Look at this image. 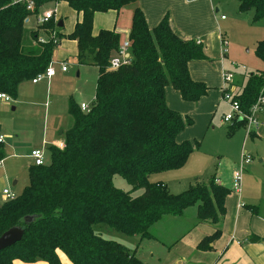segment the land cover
I'll use <instances>...</instances> for the list:
<instances>
[{"label":"trees","instance_id":"obj_1","mask_svg":"<svg viewBox=\"0 0 264 264\" xmlns=\"http://www.w3.org/2000/svg\"><path fill=\"white\" fill-rule=\"evenodd\" d=\"M56 1L37 0V8ZM62 1L82 15L68 39L77 43L80 65L98 68L95 100L88 112L69 102L73 126L63 135L66 148L51 146L50 163L31 167L28 186L0 207V237L15 227L25 231L21 242L0 252V264H61L60 252L72 264H144L135 252L96 234L95 227L106 225L144 240L152 237V227L165 216H182L195 206L200 222L211 220L216 225L226 214L225 202L233 191L216 184L214 176L208 184L198 181L180 194L162 182L150 181L152 175L184 168L200 147L199 143L178 142L194 121L167 106L166 88L179 92L185 102L198 103L212 89L191 78L189 64L213 60L202 43L179 38L167 16L150 30L138 0ZM238 2L241 14L253 11V22L264 24V0ZM128 6L135 7L128 37L130 61L113 70L111 60L120 49L121 37L115 30H102L95 36L94 17L120 13ZM29 17L25 6L0 0V94L12 99H17L20 85L46 71L59 46L49 37L46 44L38 42L45 30L60 31L63 20H52L31 32L35 47L25 48L24 27ZM59 39L61 44L60 32ZM256 56L264 63V39L257 44ZM262 92L264 76L252 73L235 98L247 112ZM244 127V123L230 126L229 134ZM4 158L0 143V159ZM117 176L132 191L116 188ZM140 190L144 193L134 197ZM221 236V230H216L197 249L212 251ZM247 242L264 244V238L252 236Z\"/></svg>","mask_w":264,"mask_h":264},{"label":"crops","instance_id":"obj_2","mask_svg":"<svg viewBox=\"0 0 264 264\" xmlns=\"http://www.w3.org/2000/svg\"><path fill=\"white\" fill-rule=\"evenodd\" d=\"M132 7L133 10L127 17H124V14L122 13L123 11L120 13H97L94 17V35L97 36L99 30H115L120 35L122 43H125L128 40L132 26L133 13L135 9L134 6ZM137 7L143 12L146 23L150 30L155 29L167 16L169 18L172 31L179 38L186 41L195 40L202 43L205 47L206 53L213 60L212 63L193 62L189 64L191 78L196 82L205 83L209 88L212 89L209 91L208 95L202 98L198 103L185 102L179 92L171 87L166 88L167 106L171 110L181 114L183 117H189L194 121V125L192 127L187 128L178 136V142L182 143L188 141L194 145L195 143H199L201 146L199 141L204 138L206 133H208L211 125L214 123L216 111L221 106V102H223V90L226 87L224 76L229 73L233 74V70L230 71L228 67L230 61L227 57V54H229L228 50L230 45L228 47L223 45L224 40H226L228 43L230 42L229 38L227 37V28L223 25V22H227L228 19L226 18L222 20V18L219 19L217 17L219 10L215 8L213 0H138ZM80 16L82 19V15ZM252 20L253 16L251 18V21ZM73 44L77 46L75 41ZM66 47L67 45L65 48ZM65 48L62 49L63 53L67 52ZM76 55H78V48ZM81 66L85 68L87 65ZM78 70L79 72L77 73V76L79 77L82 75V71L81 69ZM68 73L69 68L67 72H62L59 68L57 70L56 76L51 80L44 82L42 81L37 84H34L32 81L25 82L20 85L18 89L17 99L11 98L15 101L16 105V107H13V111L23 109L24 115L27 118V122H29L30 127L33 126L31 119H33V117L36 115V111L40 106L44 107L45 116L44 123L43 121L39 122L42 132L41 139L38 138L37 140H32L31 138L27 139L26 132L28 130H25L23 126L21 127L18 124V126L16 125L15 129V132L18 134V136H15V140H13V138H9L2 134V126H0V136L4 137L3 145L5 158L2 159L3 168L10 158L14 157L19 158L20 160H23L27 163V171L29 173V169L35 166L34 160L30 157L32 151L44 149L46 151L47 158L48 151L51 146L54 147L56 144L64 142L63 135L65 132L70 130V127L63 128L65 119L61 113H57V115L52 116V107L55 108V106H58L57 108L60 110L61 104L62 109L65 110L66 107L67 114L70 115V101H74L79 107L86 103H77L74 92H77L78 89L75 90L73 87L72 89L70 87L69 90H66L69 80H72V77H69ZM97 79L95 80L94 86L95 94L97 88ZM42 83L43 85L41 86L40 84ZM25 85L31 86L32 88L30 91H27V93H24L23 90ZM244 86L245 84L242 85V87ZM0 106L5 107L1 101ZM263 119L264 115L260 118V127L255 131V138L257 139L264 138ZM54 125H56V127H54ZM60 128L63 129L61 130ZM61 132L62 134H60ZM19 134H21V138ZM18 150L23 151L24 154H11V151L17 152ZM198 151H200V147L195 149L188 163L181 170H184L187 168V166H191V164H194L195 161H197V159L192 158ZM244 152L245 151H243V153ZM28 161L30 164H28ZM170 172H164L156 175L162 176L163 174ZM196 173L197 172H193L191 175L195 176L197 175ZM17 176H13V182H9L8 180L3 182V191L7 189L9 190V188H7L8 184H11L14 187L17 185L19 186L20 182L19 177ZM214 177L216 178L218 184H221L226 188H230L229 186L222 184V179H225V176L222 174L217 176L215 174ZM249 178L255 179V175L251 173V171L248 172V170H246L244 173V179L242 181L240 193L233 192L232 195L226 199V214L220 219L219 225L216 226L212 223L200 222L198 218V206H195L187 209L182 216H165L159 223L152 227V237L144 240H157L160 242L161 238L158 236V228L163 222H165V220L170 222L172 227L175 229L179 224L182 223L184 225L186 222H189L192 225V228L190 229V226L185 225V227H189L188 230L178 233L176 238H173L169 242L170 245L166 249L167 255L170 257L173 254L172 252L175 250V248H181V246L186 242L189 245L188 255L185 252L183 254H177L175 258L168 260L164 264H264V244H249L247 242L252 236L264 238V204H259L260 200L255 196L246 197L245 192L248 189H245L243 192L244 183L247 182V179ZM183 180L184 178H180L177 181L178 183H182L181 181ZM171 181V179L164 178L162 181L159 180L158 182L166 184L171 190ZM198 181L199 180L197 179L196 182ZM191 185L193 184H189L188 188ZM26 187L27 186L25 185L20 189V194ZM180 187L177 188L179 189L177 190V193H182V191L184 192L188 189L183 187L180 189ZM260 195L261 198L264 199V189ZM3 198L8 201L4 196ZM5 200L4 202H6ZM256 203L259 204V207L256 205ZM218 229L221 230L222 236L212 245L213 250L210 252L199 251L197 247L200 242L207 236L213 235ZM161 244L164 245L162 242ZM165 247L166 245L164 248ZM239 250L240 254L235 255V253ZM15 264H22V262L15 261Z\"/></svg>","mask_w":264,"mask_h":264},{"label":"rangeland","instance_id":"obj_3","mask_svg":"<svg viewBox=\"0 0 264 264\" xmlns=\"http://www.w3.org/2000/svg\"><path fill=\"white\" fill-rule=\"evenodd\" d=\"M215 8L219 10L217 17L220 19L222 17L227 18V22H223L224 26L227 28V37L229 38V70H233L235 74L234 81L231 84V87H228L231 91L234 92V95L242 93V85L246 83L247 77L249 74L263 75L264 76V63L259 60L256 56L257 44L264 39V24L259 22L251 21L252 16L254 17V12H248L241 14L238 10L239 2L238 0H213ZM57 9V15L59 20H63L64 27L60 29V34L63 36L61 45L55 48L53 54V64L54 67L58 70L60 67L56 65V62H67L69 68V77H72V80H69L66 90H69L72 87L78 91L75 93V99L77 103L86 102L88 106H91L95 100V80L97 79L98 70L93 65H87L83 68L77 58V46L73 44L74 41L68 39V36L74 31L75 25L78 21H81V16L65 1H59L57 3H50L46 6L48 10ZM133 7L128 6L124 8L122 13L124 17H127L132 12ZM103 14V13H98ZM36 29L34 22L31 24H26L24 27V37L23 45L25 48L35 47V43L31 38V32ZM102 31V30H101ZM98 31L97 35L101 32ZM42 35V34H41ZM45 37V36H43ZM69 44V45H68ZM67 47L65 48V46ZM65 48L67 52L63 53L62 49ZM245 68V69H243ZM78 69H81L82 75L77 76L79 72ZM44 82V81H43ZM235 84V85H234ZM29 85V84H26ZM24 86V93L30 91L31 86ZM41 86L43 85L40 84ZM238 85V86H236ZM62 88V87H61ZM263 93V92H262ZM5 107L0 106V126H2V134L7 137L13 138L18 134L15 132L16 125H20L26 132L27 139H41V129L39 122L44 123L45 110L43 106H40L36 111V115L31 119L33 126H29L27 118L24 115V110L20 109L18 111H13V107H16L15 101L11 99V102L7 103L3 100H0ZM5 103V104H4ZM58 106L52 107L51 114L61 115L65 119V124L63 128L71 129L73 124V119L70 115L67 114L66 107L65 110L62 109L60 104V110ZM61 111V112H60ZM230 109L225 102H221V106L218 108L215 114L214 123L211 125L208 133L204 135V138L200 140L201 143L200 151L196 152L192 159H197L194 164L187 166L184 170L173 171L161 175H152L150 177L151 182H158L162 179H171L172 185L171 190L174 194L177 193V188L187 189L189 184H195L198 179L201 183L208 184V180L212 178L215 174L218 176L222 174L225 176V179H222V184L229 186L230 190H233L232 186V176L234 172L238 169V166L241 163L242 153L245 151L247 154L254 157V161L247 166L248 172L251 171L255 175V179H247V182L244 183L243 192L245 189H248L245 192L247 197H257L259 199V204H264V199L261 198L260 193L264 189V138L262 139H252L250 136L248 138L246 130L240 128L235 131L234 134H229V127L231 124H224V116L229 113ZM70 116V118H69ZM264 126V119L262 120ZM17 125V126H18ZM261 126V127H263ZM56 127V125H54ZM63 128H60L61 130ZM40 130V131H39ZM256 131V130H255ZM254 131V132H255ZM253 132V133H254ZM21 138V134H19ZM246 139V141H245ZM56 148V147H55ZM11 154L21 155L24 154L23 151H11ZM1 160V159H0ZM51 160L50 152L46 158V164H49ZM262 160V162H261ZM28 164L30 162L28 161ZM193 167V169H192ZM253 168V170H252ZM5 169V170H4ZM193 172H197V175H191ZM18 175V176H17ZM13 176L19 177V186H12L11 184L7 185V188L14 192L17 196L20 195V189L25 185L29 184V173L27 171V163L19 158L11 157L10 160L4 165L3 169H0V207H2L7 201L3 198V182L8 180L13 182ZM194 176V177H192ZM164 177V178H163ZM184 178L182 183H178L177 180ZM244 179V175H243ZM16 180V179H15ZM215 183L218 182L215 180ZM114 185L119 190L124 192L132 191V187L121 177L117 176L114 178ZM220 185V184H218ZM250 186V187H249ZM255 186V187H253ZM183 192V191H182ZM144 193L143 190L137 191L133 194L134 197H138ZM4 200L6 202H4ZM259 204L256 205L259 207ZM218 217H221V213L218 212ZM207 223H212L206 221ZM192 228V225L189 222H186L184 225L179 224L176 229L172 227L170 222H163L158 228V236L161 240H143L139 237L127 236L120 232L115 231L114 229L106 226H96L95 233L101 236L103 239L116 242L124 247H126L131 253H136L138 259H140L144 264H164L168 260H172L177 256V254H183L184 252L188 255L189 245L185 242L181 246L172 252L173 254L169 257L167 255L166 249L170 245V241L173 238H176L178 233L185 232ZM215 225V224H213ZM219 225L216 224V226ZM189 229V230H190ZM259 236V235H258ZM191 238V237H190ZM175 240V239H174ZM161 242L164 244L162 245ZM166 247L164 248V246ZM240 254V250L235 253V255ZM61 264H72L69 258L62 252L59 253ZM22 264H28L22 262ZM34 264H47L45 262H37ZM187 264V263H185ZM194 264V263H193Z\"/></svg>","mask_w":264,"mask_h":264},{"label":"built area","instance_id":"obj_4","mask_svg":"<svg viewBox=\"0 0 264 264\" xmlns=\"http://www.w3.org/2000/svg\"><path fill=\"white\" fill-rule=\"evenodd\" d=\"M62 0H57V3ZM12 4L14 5H23L26 8V11L30 14V17L26 19V24H31L34 22L37 27H43L49 24L52 20L55 23H58L60 20L58 19L57 9L48 10L46 6H42L39 9L37 8V0H12ZM225 17H222L224 20ZM45 37L40 36L38 39L39 43L46 44L49 39H52L56 45H60L59 39V30H45L43 32ZM48 34V35H47ZM223 45L225 47L229 46V43L224 40ZM130 44L128 40L125 43H122L119 51L116 53L115 57L111 60V69L116 70L120 68L122 65L128 64L130 61ZM62 72L68 71V66L65 63H57ZM245 69V68H243ZM57 74V69L54 67L53 61L50 63L49 67L45 72L39 74L32 82L37 84L42 81H48L54 78ZM235 74H226L224 76V81L226 84L225 89L223 90L222 101L225 102L230 111L227 115L224 116V124H231L230 126L237 125L238 123H244L246 130V134L248 138L251 137V134L260 127V118L264 115V93H261L257 102L249 109V111H244L241 107V104L238 100H236L234 92L231 91L228 87H231L233 83ZM228 86V87H227ZM0 100H3L7 103L11 102V97L0 94ZM83 112H88L90 110V106L87 104H82L80 106ZM0 143H4V137L0 136ZM56 147L59 150H64L66 148L65 142H61L56 144ZM30 157L34 160V165L36 167L45 166L46 164V151L43 149H37L32 151ZM253 157L246 152L243 153L241 163L238 166V169L234 172L232 177V186L234 193H240L241 185L243 181V175L247 170V166L252 163ZM3 168V160H0V169ZM3 196L8 200H15L17 195L12 193L10 190H4Z\"/></svg>","mask_w":264,"mask_h":264},{"label":"water","instance_id":"obj_5","mask_svg":"<svg viewBox=\"0 0 264 264\" xmlns=\"http://www.w3.org/2000/svg\"><path fill=\"white\" fill-rule=\"evenodd\" d=\"M64 23L60 22L59 28H63ZM62 134V132L60 133ZM33 219H26V222L32 221ZM25 231L21 227H15L13 229L8 230L0 237V252L9 249L19 242L22 241L24 237Z\"/></svg>","mask_w":264,"mask_h":264}]
</instances>
